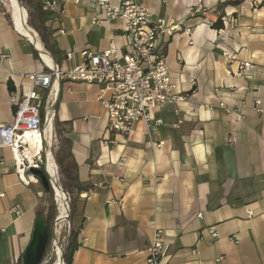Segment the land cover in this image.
<instances>
[{"label": "crops", "instance_id": "1", "mask_svg": "<svg viewBox=\"0 0 264 264\" xmlns=\"http://www.w3.org/2000/svg\"><path fill=\"white\" fill-rule=\"evenodd\" d=\"M53 1L64 9L46 23L61 72L81 65L85 50L102 53L112 42L124 50L123 21L107 18L100 0ZM136 1L154 21L191 29L162 44L186 100L156 111L164 124L139 122L124 135L107 130L97 85L59 82L61 146L70 143L79 180L91 187L74 219L83 234L73 264H149L155 228L170 245L163 264H264V113L255 103L264 105V0L227 7L220 30L210 22L218 4L231 0ZM29 41L0 5V126L14 121L33 86L28 75L46 68ZM245 61L253 68L239 76ZM39 185L25 184L11 149L0 148V264H17L32 239L45 194Z\"/></svg>", "mask_w": 264, "mask_h": 264}, {"label": "built area", "instance_id": "2", "mask_svg": "<svg viewBox=\"0 0 264 264\" xmlns=\"http://www.w3.org/2000/svg\"><path fill=\"white\" fill-rule=\"evenodd\" d=\"M107 2L100 0L106 8L107 18L123 21V31L128 37L124 50L114 42L102 53L85 50L82 64L65 73L57 72L52 63L46 62L48 69L28 75L33 86L16 104L14 121L0 126V148L11 149L18 176L27 185L37 180L28 174L31 169H41L45 161L47 170L48 153L54 160L51 148L57 143V134L55 111L51 112V107L61 79L95 84L100 88L99 100L107 112V130L112 133L129 135L139 122H145L149 128L162 125L164 121L156 118V111L165 104L186 100V96L175 91L162 44L166 36H172L175 32L191 36V29L183 28L181 23L154 21L151 12L136 0H120L117 6L107 5ZM43 10L50 21L60 18L64 12L63 7L53 0H44ZM100 22L94 20V24ZM224 55L232 58L228 53ZM252 68V62L245 61L240 65L237 75L241 76ZM41 90L47 91L51 97L45 98ZM255 103L257 111L264 113L262 101L257 99ZM181 123L179 120L175 126ZM55 166L57 168L56 162ZM61 223L57 226L56 236ZM212 236L217 238V232H213ZM57 238L52 241L55 247ZM169 246L163 231L155 228L147 248V262L163 264Z\"/></svg>", "mask_w": 264, "mask_h": 264}, {"label": "trees", "instance_id": "3", "mask_svg": "<svg viewBox=\"0 0 264 264\" xmlns=\"http://www.w3.org/2000/svg\"><path fill=\"white\" fill-rule=\"evenodd\" d=\"M246 0H231L226 2H220L216 8L215 13H220L217 17V20L212 24V27L214 29H223L224 23H223V15L225 12V9L229 6L234 7H240ZM22 4L28 3L30 7L36 8L39 22L41 25V40L43 43L44 48L46 51H48L53 58L55 59L56 63L59 67H61L62 64V53L58 50L55 43H52L49 38V30L46 27V23L50 21V17L46 14V12L43 10L44 0H21ZM9 16V15H8ZM10 17V16H9ZM11 19V17H10ZM28 24L30 26H33L32 21V13H29V21ZM35 55L39 58V53L35 51ZM48 69V68H46ZM62 81V79L60 80ZM9 90L13 92L15 90V87L12 82H9ZM58 104V102H57ZM57 107V105H56ZM56 127V134H57V143L54 146V156L57 163V166L59 168L60 176H61V184L63 189L70 195L72 199L71 203V214H70V220H73L77 208L80 203V195L83 191H88L91 189L90 186H83L79 180L78 176V167L75 163L70 143L67 141L66 146L63 148L61 146V139H62V130L60 129L59 124H55ZM43 169V168H41ZM45 194H52V189L49 191H44ZM50 212L52 210L50 209ZM44 213V211L39 212V214ZM52 216H49V220L52 221ZM82 230V226L72 227V229L69 232L68 236V244L65 248L64 252V261L65 264H73V255L75 251L80 247L79 243V235ZM51 240L49 245L51 244ZM49 248V246H48ZM48 251V249H47ZM46 251V253H47ZM45 253V256H46ZM44 256V258H45ZM43 258V260H44ZM43 262V261H42ZM17 264H23L22 257L20 258L19 262Z\"/></svg>", "mask_w": 264, "mask_h": 264}, {"label": "rangeland", "instance_id": "4", "mask_svg": "<svg viewBox=\"0 0 264 264\" xmlns=\"http://www.w3.org/2000/svg\"><path fill=\"white\" fill-rule=\"evenodd\" d=\"M14 2L18 3V0H0L1 7L4 9V11L11 18L13 16V8H14L13 5H14ZM20 2H21V0H20ZM22 5H23L24 9L27 12V18H26L27 24H28V21H29V13L30 12L32 13L33 26H30L28 24L29 27H30V29H31V34L37 35L38 36L37 39L39 40V42L40 41L42 42V40H41V25H40V22H39V17H38L37 9L30 7V5L28 3L22 4ZM13 19H14V17H13ZM222 20H223V23H224V20L225 19H222ZM210 24L212 25L213 23L210 22ZM41 44H43V43H41ZM54 146H55V144H53V146L51 148V152H52V155H53L54 160H55V156H54ZM55 162H56V160H55ZM55 162H52L54 164V166H53L54 167L53 168V170H54V179H55V181L57 180L60 185H62L61 184V176H60L59 168H58V166L56 168ZM45 163L46 162L44 161V165L42 166L43 169H45ZM56 177H57V179H56ZM58 183L55 182L56 185ZM60 185H57V186L62 190L63 194H65L66 191L63 190V188ZM51 189H52V194L51 195L44 194V196L42 197V203H43L42 211H44L45 213H47L49 216L51 215L53 217L51 223H54L55 220L59 216L62 215V204L59 201L58 194L55 192V190L53 188H51ZM66 194L69 197V199L67 200V202H68V206H69L70 213H71V203H72V199H71L70 195L67 192H66ZM50 209L52 210V212H50ZM66 212H67V210L63 214V218H65V216L67 214ZM63 218L61 220V222H62L61 223V228L58 230V233H57V236H58L57 242H58V244L55 247L54 242H51V244L49 245L48 251L46 253V256H45L42 264H55L57 262V260L59 258V254L61 252L59 250L62 249V251L65 252V248H66V246L68 244V236H69L70 230L72 229V227H77V226H75V223H74L75 216H74L73 220H70V218H69L67 221H64Z\"/></svg>", "mask_w": 264, "mask_h": 264}, {"label": "water", "instance_id": "5", "mask_svg": "<svg viewBox=\"0 0 264 264\" xmlns=\"http://www.w3.org/2000/svg\"><path fill=\"white\" fill-rule=\"evenodd\" d=\"M18 4L22 8H24L22 3L20 2V0H18ZM12 18H13V16H12ZM14 23H15V21H14ZM30 43L34 46L35 50L42 57L41 50H38L32 42H30ZM42 48H43V51L46 54H48L49 57L51 58V63L55 67L56 71L59 72L60 71L59 66L56 63L53 56L48 51H46L43 44H42ZM59 82H58V84H59ZM58 99H59V96L57 94V96H56V98L52 104L51 112H54L56 110V105H57ZM28 174L33 175L37 179V181L40 183V185L42 186L44 191H49V190H51V188L54 189L53 179L51 178V176L47 172L46 168L45 169H31L28 172ZM57 185H59V184H57ZM66 203H67L68 214L65 218H63L65 221H67L70 218V214H71L69 206H68V202L66 201ZM61 220L62 219L57 218L54 223H51V221L49 220V215L47 213L44 212V213H41L38 215V217L36 219L32 239H31L27 249L25 250V252L23 253V256H22L23 264H42V261H43V258L45 256V253L48 249L50 240L56 241V238H57L56 229H57V226L61 223ZM61 251H62V249H61ZM60 260H61V264H65L63 251H62V255H61Z\"/></svg>", "mask_w": 264, "mask_h": 264}, {"label": "bare ground", "instance_id": "6", "mask_svg": "<svg viewBox=\"0 0 264 264\" xmlns=\"http://www.w3.org/2000/svg\"><path fill=\"white\" fill-rule=\"evenodd\" d=\"M14 8H13V17H14V21L17 27V30L23 34L28 40H30L35 47L38 50H41L42 52V57L44 58V60L48 63L51 64V58L49 57L48 54H46L43 51L42 48V44L39 42V40L37 39V35L35 34H31V29L29 27V25L26 22V18H27V12L24 8H22L18 3L14 2ZM37 34V33H36ZM54 162L52 156L48 153L47 154V171L49 172L51 178L53 179V184H54V190L55 192L58 194L59 196V201L62 204V215L60 216V219L63 218V214L65 213V211L67 210V203H66V193L63 194L62 190L55 184V179H54V170H53V166L54 164L52 163ZM64 190V189H63ZM65 192V191H64ZM67 213V212H66ZM67 215V214H66ZM66 217V216H65ZM65 221V220H64ZM61 251V250H59ZM61 255H62V251L59 254V258L57 260V262L55 264H61Z\"/></svg>", "mask_w": 264, "mask_h": 264}]
</instances>
